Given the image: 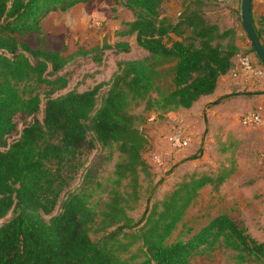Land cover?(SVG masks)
Wrapping results in <instances>:
<instances>
[{
  "label": "trees",
  "instance_id": "trees-1",
  "mask_svg": "<svg viewBox=\"0 0 264 264\" xmlns=\"http://www.w3.org/2000/svg\"><path fill=\"white\" fill-rule=\"evenodd\" d=\"M88 1L0 0V220L10 214L0 224V264H197L198 257L224 249L235 253L238 264H264V242L229 214L195 230L184 222L200 190L217 188L229 171L192 173L137 220L127 213L139 194V174H150L143 157L148 139L130 103L141 101L162 119L211 94L238 51L234 30L206 17L204 0H185L176 19L162 12L168 0H113L133 15L115 35L134 36L148 54L118 62L103 94L104 83L59 93L67 86L62 72L69 64L86 56L99 61L106 49L131 48L126 40L63 52L39 40L31 44L51 11ZM17 114L31 120L8 142ZM96 147H111L119 156L114 187L99 211L85 189L69 190L83 154ZM122 185L129 191L122 192ZM91 231L102 234L93 240Z\"/></svg>",
  "mask_w": 264,
  "mask_h": 264
},
{
  "label": "rangeland",
  "instance_id": "rangeland-1",
  "mask_svg": "<svg viewBox=\"0 0 264 264\" xmlns=\"http://www.w3.org/2000/svg\"><path fill=\"white\" fill-rule=\"evenodd\" d=\"M204 1H208L205 11L216 5L215 0ZM184 2L185 0H168L163 4L162 12L176 19ZM132 19L131 11L115 5L113 0H90L65 11H51L42 20L41 33L31 35L30 42L34 45L39 40L48 50L63 52L81 47L101 46L104 43L113 44L119 40L128 41L131 45L129 52L115 53L106 49L99 61L90 56L81 57L62 72L67 76L68 83L59 93L71 89L85 91L98 83H104L100 91L103 94L118 62L140 59L148 54L136 44L134 36L115 35L124 21ZM42 89L43 87L38 88L40 91ZM233 108L237 109L235 116L228 117L223 123L216 119L208 120L206 111L200 105L195 114L197 121L184 123L192 134L191 145L179 153H174L166 141L169 133L161 135L158 140L150 136L149 130L156 124L157 114L145 111L141 101L130 103L129 111L136 116L137 126L148 139L143 157L150 174H139V194L136 200L128 204L129 216L137 220L148 204L161 199L178 181L192 173L215 176L229 171L228 177L217 188L205 185L200 190L197 199L188 208L184 222L195 230L217 214L227 213L245 226L251 236L264 242V123L256 127H243L239 123V116L246 110L264 113V103L261 107L244 110L242 99H236ZM153 115L155 118L150 119ZM37 118L41 119V112ZM181 118L177 117V121ZM30 120L31 117L17 114L15 129L8 135V142L17 138L22 127ZM175 125L176 123L173 126ZM151 152L162 155L164 166L157 168L147 161ZM118 159V152L111 147H96L87 151L82 156L83 164L74 176L69 190L85 189L94 210L103 209L110 190L114 187L113 171ZM120 189L122 192L129 191L124 185ZM57 211L58 208L54 214ZM9 216L10 214L1 219L0 224ZM179 229L173 236L177 235ZM101 234L102 232L91 231L90 236L97 240ZM234 254L228 249L216 250L198 257L195 261L197 264H238Z\"/></svg>",
  "mask_w": 264,
  "mask_h": 264
},
{
  "label": "crops",
  "instance_id": "crops-1",
  "mask_svg": "<svg viewBox=\"0 0 264 264\" xmlns=\"http://www.w3.org/2000/svg\"><path fill=\"white\" fill-rule=\"evenodd\" d=\"M215 3L213 9L205 11V16L216 21L221 29L231 28L234 30V43L238 51L232 58V67L219 77L215 90L211 94L201 97L192 107L178 108L165 113L162 119L156 118V124L149 130L150 136L155 140H158L161 135L170 134L175 127L174 123L177 124L182 119L183 123L187 124L196 122L195 114L200 105L206 111L208 120L216 119L218 122L224 123L228 117L235 116L237 109L233 108V105L236 99H242L244 110L255 106L261 107L264 103V67L258 62L255 53L251 51L250 40L242 26L241 0L215 1ZM250 15L254 29L258 32V37L264 46V0H251ZM242 56H247L255 69L262 70V77H258L254 71L246 69H239L236 76L232 75L233 69L237 67L238 60ZM246 92L250 94H242ZM255 92L261 93L256 94ZM224 96L227 97L219 103L207 107L209 103ZM185 116L187 118H184ZM177 117L182 118L177 121ZM150 119H154V115Z\"/></svg>",
  "mask_w": 264,
  "mask_h": 264
},
{
  "label": "built area",
  "instance_id": "built-area-1",
  "mask_svg": "<svg viewBox=\"0 0 264 264\" xmlns=\"http://www.w3.org/2000/svg\"><path fill=\"white\" fill-rule=\"evenodd\" d=\"M215 1L220 2L224 0ZM239 69L254 71L258 77H262L263 75L261 69H255L252 66V63L247 56H242L239 58L238 65L235 69H233L232 75L236 76ZM239 123L243 127H256L264 123V113L246 111L239 116ZM166 141L171 151H173L174 153H179L191 145L192 134L188 132V129L183 122H178L175 125L173 131L166 137ZM147 161H149L157 168L164 166V159L159 152H151L147 157Z\"/></svg>",
  "mask_w": 264,
  "mask_h": 264
},
{
  "label": "water",
  "instance_id": "water-1",
  "mask_svg": "<svg viewBox=\"0 0 264 264\" xmlns=\"http://www.w3.org/2000/svg\"><path fill=\"white\" fill-rule=\"evenodd\" d=\"M250 6L251 0H241V22L255 54L264 65V47L254 29L250 15Z\"/></svg>",
  "mask_w": 264,
  "mask_h": 264
}]
</instances>
